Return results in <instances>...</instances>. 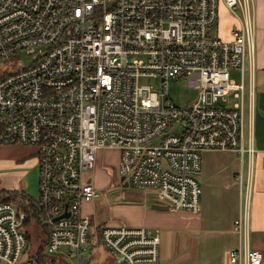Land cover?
I'll return each instance as SVG.
<instances>
[{
  "label": "built area",
  "instance_id": "built-area-1",
  "mask_svg": "<svg viewBox=\"0 0 264 264\" xmlns=\"http://www.w3.org/2000/svg\"><path fill=\"white\" fill-rule=\"evenodd\" d=\"M222 6L236 20L230 39L218 35ZM255 34V0H0V144L35 148L48 253L91 264L83 252L103 246L119 264H160L159 230L83 212L100 196L97 153L117 150L122 182L198 212L201 153L251 163L257 151ZM22 53L29 64L6 68ZM172 78L199 86L193 105L172 100ZM248 203L234 222V264L263 259L249 245ZM28 219L21 203L0 201V264H40Z\"/></svg>",
  "mask_w": 264,
  "mask_h": 264
},
{
  "label": "crops",
  "instance_id": "crops-1",
  "mask_svg": "<svg viewBox=\"0 0 264 264\" xmlns=\"http://www.w3.org/2000/svg\"><path fill=\"white\" fill-rule=\"evenodd\" d=\"M221 8L228 15L224 20V38L230 39L229 29L236 20L227 8ZM255 16L253 137L257 151L252 162L247 157L242 160L234 151H203L201 173L198 175L202 188L198 212L173 209L160 202L155 193L145 190L131 192L135 195L118 205L120 218L110 217L100 221L97 218L99 198L83 205V212L91 214L98 224L123 223L125 226H145L159 230L160 264H234L229 261V254L240 245L234 222L242 214L247 196L249 245L262 252L261 264H264V0H255ZM17 146L25 148L28 153L22 155L11 149L14 145L0 144V165L9 162V159L18 161L25 157L29 167L38 166L34 147ZM25 149L22 151L26 152ZM100 153L98 151L97 160ZM92 176L95 187L101 192L105 183L95 181V175ZM91 264H94L93 260ZM98 264H101L100 260Z\"/></svg>",
  "mask_w": 264,
  "mask_h": 264
},
{
  "label": "rangeland",
  "instance_id": "rangeland-1",
  "mask_svg": "<svg viewBox=\"0 0 264 264\" xmlns=\"http://www.w3.org/2000/svg\"><path fill=\"white\" fill-rule=\"evenodd\" d=\"M220 22L218 27V35L222 38L225 37L226 24L225 19L228 17L227 13L220 8ZM217 29H215V32ZM20 63H11L6 66V68L17 69L20 65H27L30 63V58L22 53L18 56ZM4 65L0 64V71L4 69ZM232 77L237 81L240 80L238 70H232ZM146 82L152 83L155 87L159 86L158 81L147 80ZM170 87V96L172 100L180 105L190 106L193 105L198 97L199 86L190 87L188 86L185 78H172L169 82ZM15 147L11 148L13 151L20 153L22 155L27 154L28 150L20 146L14 145ZM23 149L26 150L22 151ZM101 153L98 156L97 164L95 169L92 172L95 175V181L100 180L105 183L104 187L101 189L99 201L100 206L97 210V218L101 220L106 218H120V213L118 210V205L123 204L131 199L135 193L140 189H136L128 184L124 185L122 182L121 176L118 172V163H119V153L114 149H101ZM9 159V162H5L0 165V188L2 189H19L27 192L33 199L37 200L39 197V167L37 165L28 166L24 159L18 161ZM141 191V190H140ZM98 201V202H99ZM18 202V201H17ZM20 203V202H19ZM123 224V223H122ZM119 223L118 226L122 225ZM30 228L28 229L31 237V241L28 248V253L31 254L35 252L41 243L40 240L44 238V235L41 231L39 225L34 222L29 224ZM45 252L52 261H49V264H76L75 260L67 259L60 257L57 254L48 253L45 248ZM84 255L90 258V261L93 260L94 264H98L99 260L101 264H119V258L112 255L107 249L101 247L99 254L96 249L92 250L90 247L88 250L83 252ZM100 257V258H99Z\"/></svg>",
  "mask_w": 264,
  "mask_h": 264
},
{
  "label": "trees",
  "instance_id": "trees-1",
  "mask_svg": "<svg viewBox=\"0 0 264 264\" xmlns=\"http://www.w3.org/2000/svg\"><path fill=\"white\" fill-rule=\"evenodd\" d=\"M0 201H13L20 202L25 210L29 213V219L27 224L35 222L39 225L41 231L44 235V238L39 244L38 248L33 253V256L37 258L40 264H49V261H52L45 252V248L48 240V230L41 224L38 211V199H33L27 192L19 189H2L0 188ZM29 240L31 241L30 234L28 235Z\"/></svg>",
  "mask_w": 264,
  "mask_h": 264
},
{
  "label": "water",
  "instance_id": "water-1",
  "mask_svg": "<svg viewBox=\"0 0 264 264\" xmlns=\"http://www.w3.org/2000/svg\"><path fill=\"white\" fill-rule=\"evenodd\" d=\"M122 179H124V177H122ZM125 186H128V182L124 183ZM64 215H69V213H65ZM57 219V218H56ZM123 261V258L119 259V262L121 263Z\"/></svg>",
  "mask_w": 264,
  "mask_h": 264
}]
</instances>
